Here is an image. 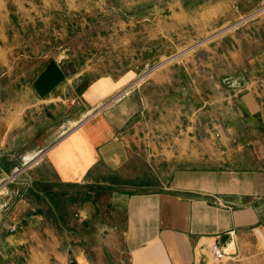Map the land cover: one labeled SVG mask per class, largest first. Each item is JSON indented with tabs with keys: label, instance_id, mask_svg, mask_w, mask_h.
<instances>
[{
	"label": "crops",
	"instance_id": "1",
	"mask_svg": "<svg viewBox=\"0 0 264 264\" xmlns=\"http://www.w3.org/2000/svg\"><path fill=\"white\" fill-rule=\"evenodd\" d=\"M174 3L187 25L208 29L264 0ZM259 24L130 95L119 96L138 67L84 74L60 60L42 66L27 95H0V176L33 161L0 193V264L27 260L21 251L47 264L48 249L60 259L64 247L78 249L79 264H210L214 243L227 253L219 264H264ZM207 119L218 124L204 128Z\"/></svg>",
	"mask_w": 264,
	"mask_h": 264
},
{
	"label": "rangeland",
	"instance_id": "2",
	"mask_svg": "<svg viewBox=\"0 0 264 264\" xmlns=\"http://www.w3.org/2000/svg\"><path fill=\"white\" fill-rule=\"evenodd\" d=\"M175 1L0 0V95H27V87L49 60L71 61L84 74H114L138 67L135 78L119 96L130 95L163 72L172 70L177 78L180 67L198 53L230 34L254 32L264 19L263 3L229 23L208 29L197 24L192 27L181 20ZM167 3L172 7L166 9ZM217 124L207 119L204 128L213 129ZM159 139L163 142V137ZM164 155L169 154L157 153L160 158ZM142 175L145 184L150 181L157 186L152 172L145 170ZM133 185L129 187L140 186ZM60 237L67 240L66 233ZM47 238L51 239L45 234ZM52 250L48 249L47 264H79L75 256L78 249L61 248L60 259ZM28 255L32 253L21 251L20 256L27 260L19 257L11 264H32ZM210 264L219 263L210 260Z\"/></svg>",
	"mask_w": 264,
	"mask_h": 264
},
{
	"label": "built area",
	"instance_id": "3",
	"mask_svg": "<svg viewBox=\"0 0 264 264\" xmlns=\"http://www.w3.org/2000/svg\"><path fill=\"white\" fill-rule=\"evenodd\" d=\"M112 101H110V102H112ZM110 102L103 105V107L109 105ZM32 165H33V161H27V162H24L23 164H21L19 166L14 167L12 169V171L3 173L0 176V193L5 191L10 185L18 182L21 177L27 175L29 173L30 169L32 168ZM210 254H211L212 260L215 263L222 262L227 256L225 249L222 248L217 243H214L210 247Z\"/></svg>",
	"mask_w": 264,
	"mask_h": 264
},
{
	"label": "water",
	"instance_id": "4",
	"mask_svg": "<svg viewBox=\"0 0 264 264\" xmlns=\"http://www.w3.org/2000/svg\"><path fill=\"white\" fill-rule=\"evenodd\" d=\"M71 264H77V263H75L74 261H72Z\"/></svg>",
	"mask_w": 264,
	"mask_h": 264
}]
</instances>
